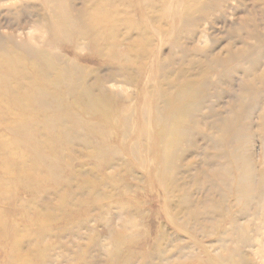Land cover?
I'll list each match as a JSON object with an SVG mask.
<instances>
[{"label": "rangeland", "instance_id": "374dc122", "mask_svg": "<svg viewBox=\"0 0 264 264\" xmlns=\"http://www.w3.org/2000/svg\"><path fill=\"white\" fill-rule=\"evenodd\" d=\"M65 1L74 16L90 11L85 0ZM108 1L119 10V46L110 51L55 28L49 0H0V62L59 54L91 70L87 83L115 109L109 122L70 106L87 145L44 148L54 133L40 122L58 115L55 106L23 113L2 88L0 264H202L235 253L264 264V0ZM11 74L1 65L0 83L8 87ZM183 83L201 96L174 160L177 189L190 198L180 208L156 178L154 136L142 157L130 149L144 123L156 131L159 90ZM20 122L31 124L29 136L9 131Z\"/></svg>", "mask_w": 264, "mask_h": 264}, {"label": "bare ground", "instance_id": "6f19581e", "mask_svg": "<svg viewBox=\"0 0 264 264\" xmlns=\"http://www.w3.org/2000/svg\"><path fill=\"white\" fill-rule=\"evenodd\" d=\"M85 1L90 7V11L81 17L72 14L65 0H49L55 20V28L57 27L60 32L71 38L79 36L93 44L103 43L109 51L117 48L119 46L117 31V24L119 23V20L117 21L118 8L108 0ZM35 58L31 64L23 63V60L18 55L0 62V66L4 65L12 71V74L7 79L8 87L0 83V92L2 88L7 91L9 96L14 98L16 107L23 113H32L36 111L37 107H43L46 111L51 108V105L55 106L58 115L46 117L40 122L43 126L52 130L54 136L50 137V135L45 134L39 142L40 147L46 148L52 143L61 144L67 148H71L75 144L87 145V138L75 131L74 127L75 123L78 122V118L75 119L69 107L78 106L85 113L100 115L110 122L115 115V109L111 105V101L106 98V94L103 95V92L98 94L87 83V78L92 74L91 70L81 68L71 61H67L59 54L45 50L37 51ZM113 59H116V56ZM123 60L125 64L131 63L127 57H123ZM32 79L37 80V82L43 80V82L40 84L33 83L30 81ZM65 85L67 90L61 92V88ZM159 94L164 107L162 110H156L157 114L153 121L156 127L155 133L153 134L150 130V122L144 123L141 128L134 131V135L137 138L130 150L134 156L142 157L141 153L144 151L145 153L150 152L148 142L153 140L154 136V141L158 144L161 151L156 160L158 164L156 178L160 180L164 188H167V193L170 195L177 193L179 200L176 203L181 208V206L189 203L190 198L187 194H180L177 189L174 160L177 157V148L188 138L187 128L191 121L189 111L193 106H196V100L201 96V90L190 83H183V86L175 89L174 93L160 89ZM0 111H3L2 106H0ZM142 114L143 117H146L148 116V111L145 109ZM126 123L123 128L125 130L123 145H126L130 138L128 121ZM82 125L88 127L89 130L99 127L84 122H82ZM224 127L227 132L230 130L231 125L227 123ZM30 128L31 124L27 122L13 123L8 127L12 133L27 132L28 136ZM145 142H147L146 145L144 144ZM107 154L113 157L120 156V152L117 150ZM101 156L103 154L100 155V158H102ZM6 168H8L6 169V174L10 175L13 171L11 170V165L6 166ZM162 175L165 177H161ZM245 188L246 180L241 183L240 190L245 191ZM25 189L29 190L26 182ZM168 218H171L169 213ZM171 220L173 221L172 218ZM40 223L42 222L40 221ZM182 224L184 228L188 227L185 221H182ZM119 239L120 237H117L114 240L118 241ZM164 240V233H161L154 250L159 251ZM186 249L184 248L185 251ZM119 252L120 249L118 248L114 253V257L119 258ZM202 264H248V258L244 254L235 253L228 256H219L217 259H210Z\"/></svg>", "mask_w": 264, "mask_h": 264}]
</instances>
